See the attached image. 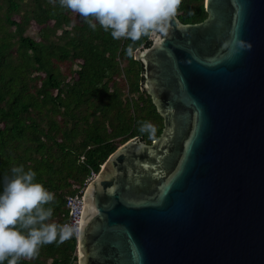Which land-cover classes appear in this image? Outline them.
Returning a JSON list of instances; mask_svg holds the SVG:
<instances>
[{"label": "water", "instance_id": "obj_1", "mask_svg": "<svg viewBox=\"0 0 264 264\" xmlns=\"http://www.w3.org/2000/svg\"><path fill=\"white\" fill-rule=\"evenodd\" d=\"M205 8L135 52L164 129L88 184L78 264H264V0Z\"/></svg>", "mask_w": 264, "mask_h": 264}, {"label": "trees", "instance_id": "obj_2", "mask_svg": "<svg viewBox=\"0 0 264 264\" xmlns=\"http://www.w3.org/2000/svg\"><path fill=\"white\" fill-rule=\"evenodd\" d=\"M176 14L183 23L201 22L205 0H181ZM92 22L95 30L57 0H0V177L13 166L34 170L55 197L50 222L61 225L68 197L113 152L134 137L152 143L164 129L135 58L152 39L114 40ZM31 26L38 38L26 34ZM143 121L155 135L138 131ZM18 264H78V239L44 245Z\"/></svg>", "mask_w": 264, "mask_h": 264}, {"label": "clouds", "instance_id": "obj_3", "mask_svg": "<svg viewBox=\"0 0 264 264\" xmlns=\"http://www.w3.org/2000/svg\"><path fill=\"white\" fill-rule=\"evenodd\" d=\"M57 2L78 13L91 29L97 28V23L92 22L94 19L114 40L125 38L135 42L166 33L181 0ZM127 51L131 55L133 49L129 47ZM138 131L151 137L156 128L143 121ZM36 175L34 170L19 165L13 166L10 174L0 177V264H18L22 258H35L42 246L63 243L74 234L72 226L50 222L53 217L50 205L55 197L43 184L36 182Z\"/></svg>", "mask_w": 264, "mask_h": 264}, {"label": "built area", "instance_id": "obj_4", "mask_svg": "<svg viewBox=\"0 0 264 264\" xmlns=\"http://www.w3.org/2000/svg\"><path fill=\"white\" fill-rule=\"evenodd\" d=\"M94 177H96V173L93 172L92 176L88 178L86 186ZM86 186H84L81 192L69 196L67 202V206L69 208V218L64 223V225L66 224L73 227L74 234L71 237L77 239H79L80 222H81L82 211L84 208Z\"/></svg>", "mask_w": 264, "mask_h": 264}, {"label": "rangeland", "instance_id": "obj_5", "mask_svg": "<svg viewBox=\"0 0 264 264\" xmlns=\"http://www.w3.org/2000/svg\"><path fill=\"white\" fill-rule=\"evenodd\" d=\"M27 35H30L34 38H38V28L36 26H31L27 32H26ZM78 260H79V252H78Z\"/></svg>", "mask_w": 264, "mask_h": 264}]
</instances>
